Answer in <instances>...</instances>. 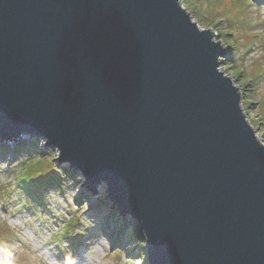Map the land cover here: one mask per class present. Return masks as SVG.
<instances>
[{
    "label": "water",
    "instance_id": "water-1",
    "mask_svg": "<svg viewBox=\"0 0 264 264\" xmlns=\"http://www.w3.org/2000/svg\"><path fill=\"white\" fill-rule=\"evenodd\" d=\"M216 35L180 0H0V141L106 184L149 264H264V146Z\"/></svg>",
    "mask_w": 264,
    "mask_h": 264
},
{
    "label": "rangeland",
    "instance_id": "rangeland-1",
    "mask_svg": "<svg viewBox=\"0 0 264 264\" xmlns=\"http://www.w3.org/2000/svg\"><path fill=\"white\" fill-rule=\"evenodd\" d=\"M180 1L192 22L202 30L211 29L212 32H215L217 35L214 41L217 43L221 41L220 45L226 48L227 56L221 58L219 70L231 78L238 88L241 94V110L258 140L264 144V0ZM27 136V140L21 139L19 143L14 141L16 149H19L4 156L11 155V159L15 160L18 155L26 152L39 150L41 155H47L49 151L55 150V148L51 149L45 146L38 149L37 144L33 142L34 140L39 141L40 137ZM56 163L73 179L77 175H82L75 171L69 163L67 169L63 168L64 163H60V161ZM48 167L46 159L38 160L37 166L32 169L35 179L27 182L28 191L38 200L28 196V202L43 209L46 216L45 226L56 229L68 225L69 221L73 220L75 215L81 211L79 206L83 202L89 204L86 216L92 219L96 225V228L89 231L85 237L71 236L70 234L65 236L68 250L76 255H82L86 250L87 242L94 238L97 231H100L108 235L114 250L116 248L126 249L128 245H131L132 249H129L128 253L129 258H141V262L145 258L144 264H149L147 243L146 240L144 241L145 236L139 221L134 217L123 216L116 205L112 208L113 204L107 197V191H97L99 194L93 196V192L87 190L85 185L83 186L85 179L76 199L62 208L60 215L48 212L44 204V196L48 191L58 189L61 184L58 175L48 171ZM47 179L51 180V182L49 181L50 186H42L43 183L40 182ZM24 194L26 195L25 191ZM79 227L81 225L78 220L71 225L72 230ZM131 235L139 238L141 248L137 246L136 240H133ZM61 247V245H57V248ZM120 258L121 253L119 252L113 257L116 261H119ZM128 264H139V262L130 260Z\"/></svg>",
    "mask_w": 264,
    "mask_h": 264
},
{
    "label": "clouds",
    "instance_id": "clouds-1",
    "mask_svg": "<svg viewBox=\"0 0 264 264\" xmlns=\"http://www.w3.org/2000/svg\"><path fill=\"white\" fill-rule=\"evenodd\" d=\"M21 138L28 139L26 133ZM48 143L46 137L39 139L37 148ZM16 149L14 142L9 141L7 146L0 148V264H128L135 260L144 264L145 258H129L128 245L126 249L112 247L108 235L97 231L94 238L87 242L86 250L82 255H76L68 250L65 236L85 237L89 231L96 228L94 221L86 216L89 204L83 202L77 213L68 225L51 229L45 226L46 216L42 208L28 202L22 185L35 179L32 169L37 166V161L46 159L48 171L55 172L60 178L58 189L48 191L44 196V204L53 215H60L61 209L75 200L81 191L84 181L82 175L71 178L56 163L60 160L62 150L57 147L47 155H41L39 150L26 152L17 156L15 160L11 155L5 157L4 152L11 153ZM69 164L64 163L67 169ZM96 190L107 191V185H97ZM79 221L81 227L72 230L71 225ZM127 238H129L126 235ZM147 242L145 236L144 241ZM141 241H137L139 244ZM61 248H57V245ZM121 253L119 261L113 259L115 254ZM61 253L62 258H61ZM144 255V254H143ZM145 257V256H144Z\"/></svg>",
    "mask_w": 264,
    "mask_h": 264
},
{
    "label": "trees",
    "instance_id": "trees-1",
    "mask_svg": "<svg viewBox=\"0 0 264 264\" xmlns=\"http://www.w3.org/2000/svg\"><path fill=\"white\" fill-rule=\"evenodd\" d=\"M33 143L38 144V140H34ZM4 147H5V146H4ZM4 147H1V146H0V148H4ZM17 149H19V148H17ZM17 149H16V150H17ZM26 150H27V149H26ZM6 154H8V153H7V152H4V153H3V155H6ZM70 174H72V173L70 172ZM49 181L51 182V180L47 179V180H45V181H43V182H40V183H43L42 186H43V185L50 186V182H49ZM37 184H38V182H37ZM53 186H55V185H53ZM22 188H23V191L26 192V195H27V196L31 197V199L33 198L34 200L38 201L37 198H36V196L33 195L32 193H30V191H28V189H27V183L23 184V185H22ZM44 188H45V187H44ZM138 229H140V228H138ZM131 237H132L133 240H136V244H137V246H138L139 248H141V245H140L141 242H140L139 244L137 243V241H140L139 238H138V237L135 238L133 235H131ZM141 250H142V249H141ZM138 252H139V251H138ZM139 255H141V254L139 253Z\"/></svg>",
    "mask_w": 264,
    "mask_h": 264
},
{
    "label": "bare ground",
    "instance_id": "bare-ground-1",
    "mask_svg": "<svg viewBox=\"0 0 264 264\" xmlns=\"http://www.w3.org/2000/svg\"><path fill=\"white\" fill-rule=\"evenodd\" d=\"M217 43V42H216ZM222 46V45H221ZM224 47V46H223ZM225 48V47H224ZM227 77V76H226ZM240 107H242V102L240 103ZM245 119H246V121H247V123L249 124V121L247 120V118L245 117ZM250 125V124H249ZM251 126V125H250ZM255 133V132H254ZM255 136H256V133H255ZM33 137V136H32ZM256 138H257V136H256ZM22 139V138H21ZM258 139V138H257ZM11 142H14V141H11ZM19 142H21V140H19ZM19 142H15V143H19ZM260 142V141H259ZM8 144V142L7 141H0V146L1 145H7ZM260 144L262 145V146H264V144L263 143H261L260 142ZM101 185V184H100ZM87 189V188H86ZM88 190V189H87ZM28 197V196H27ZM34 201V200H33ZM38 203V202H37ZM126 216H128V217H133V216H129V215H126ZM141 228V227H140Z\"/></svg>",
    "mask_w": 264,
    "mask_h": 264
}]
</instances>
